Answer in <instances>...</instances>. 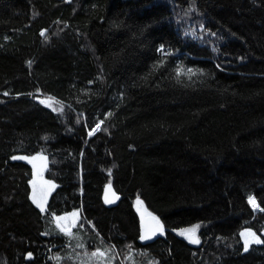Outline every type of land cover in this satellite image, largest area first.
I'll return each instance as SVG.
<instances>
[{
    "label": "trees",
    "instance_id": "16d2710c",
    "mask_svg": "<svg viewBox=\"0 0 264 264\" xmlns=\"http://www.w3.org/2000/svg\"><path fill=\"white\" fill-rule=\"evenodd\" d=\"M119 260L264 264V0H0V264Z\"/></svg>",
    "mask_w": 264,
    "mask_h": 264
},
{
    "label": "rangeland",
    "instance_id": "374dc122",
    "mask_svg": "<svg viewBox=\"0 0 264 264\" xmlns=\"http://www.w3.org/2000/svg\"><path fill=\"white\" fill-rule=\"evenodd\" d=\"M43 102L46 103V104L49 103L47 100H43ZM96 129L97 130L95 131V133L98 132L99 127H97ZM95 133H93V131L90 132V133H86V137L84 138V141H83L86 146L89 145V140ZM58 165H60V164L55 163V162L52 161L51 163H49L48 169L42 171V168H41L40 170L42 172H48L49 171V174L52 175L53 173L58 171L56 169ZM48 179H49V177H47L45 174H40L39 173V174H37L35 176V178L31 182L32 194L33 195L36 194L37 200L41 203V204H39L37 202L36 204H37L38 207L43 208V209L47 207L50 191L52 192L53 188H55V187H57L59 185L58 183H51L53 181L52 178L49 179V180ZM56 189L57 188H55V191H56ZM252 205H253V207L255 209H257V205H256L255 201L252 202ZM137 209H138V211L140 212V215H141L143 212H142L141 206L139 204H137ZM70 218L71 217H66L64 219L57 220V222L59 223V225H60V222H61L62 223V228L65 229V228H68V227H70L72 225V223L70 221ZM244 239H245V241L247 243H249V242L253 241V236L250 233H245L244 234ZM131 244H132V242L124 241V243H123L121 248L119 247V245L116 244V246H117L116 250H117L118 256H122L123 253L130 247ZM104 258H105V256L102 255L101 259H104ZM119 264H125V261L124 260H119Z\"/></svg>",
    "mask_w": 264,
    "mask_h": 264
},
{
    "label": "water",
    "instance_id": "95a60500",
    "mask_svg": "<svg viewBox=\"0 0 264 264\" xmlns=\"http://www.w3.org/2000/svg\"><path fill=\"white\" fill-rule=\"evenodd\" d=\"M102 200L107 208H112L118 205L120 197L111 184H107L104 188ZM140 218L143 236L145 237L144 239L146 242L157 239L163 234V226L157 217L142 213ZM188 238L192 239L193 236L189 234Z\"/></svg>",
    "mask_w": 264,
    "mask_h": 264
},
{
    "label": "crops",
    "instance_id": "0c3cea01",
    "mask_svg": "<svg viewBox=\"0 0 264 264\" xmlns=\"http://www.w3.org/2000/svg\"><path fill=\"white\" fill-rule=\"evenodd\" d=\"M32 200H33V202L35 203V205L37 206V202L39 203V204H41L38 200H37V198H36V194L35 195H33L32 194ZM38 207V206H37ZM40 208V207H39ZM40 209H42L43 210V208H40Z\"/></svg>",
    "mask_w": 264,
    "mask_h": 264
},
{
    "label": "snow or ice",
    "instance_id": "6c2138e0",
    "mask_svg": "<svg viewBox=\"0 0 264 264\" xmlns=\"http://www.w3.org/2000/svg\"><path fill=\"white\" fill-rule=\"evenodd\" d=\"M97 127H99V125L97 126ZM19 159H23V157H19ZM250 202H252L251 200H250ZM145 237H141V239H144ZM261 241H259V240H257V243H260Z\"/></svg>",
    "mask_w": 264,
    "mask_h": 264
},
{
    "label": "flooded vegetation",
    "instance_id": "af4514ba",
    "mask_svg": "<svg viewBox=\"0 0 264 264\" xmlns=\"http://www.w3.org/2000/svg\"><path fill=\"white\" fill-rule=\"evenodd\" d=\"M43 166L45 167V164H43Z\"/></svg>",
    "mask_w": 264,
    "mask_h": 264
}]
</instances>
